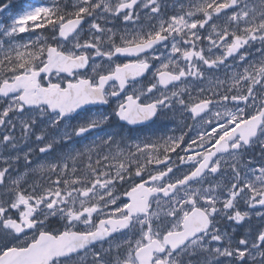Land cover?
<instances>
[{
    "label": "snow or ice",
    "instance_id": "snow-or-ice-1",
    "mask_svg": "<svg viewBox=\"0 0 264 264\" xmlns=\"http://www.w3.org/2000/svg\"><path fill=\"white\" fill-rule=\"evenodd\" d=\"M0 264H264V0H2Z\"/></svg>",
    "mask_w": 264,
    "mask_h": 264
},
{
    "label": "flooded vegetation",
    "instance_id": "flooded-vegetation-1",
    "mask_svg": "<svg viewBox=\"0 0 264 264\" xmlns=\"http://www.w3.org/2000/svg\"><path fill=\"white\" fill-rule=\"evenodd\" d=\"M0 2H2V0H0ZM13 2H15L18 5H20L21 7H23V6H27V5H35L36 6L37 3H44V2H46V0H13ZM2 22L7 24L9 21H7L5 19ZM24 35H26V34H24ZM129 127L132 128V131L131 132L125 131L124 132L125 135L144 136V135H151L153 132L157 131V126L153 125L151 122L143 124V125L129 126Z\"/></svg>",
    "mask_w": 264,
    "mask_h": 264
},
{
    "label": "rangeland",
    "instance_id": "rangeland-1",
    "mask_svg": "<svg viewBox=\"0 0 264 264\" xmlns=\"http://www.w3.org/2000/svg\"><path fill=\"white\" fill-rule=\"evenodd\" d=\"M41 3H37L36 6H39Z\"/></svg>",
    "mask_w": 264,
    "mask_h": 264
}]
</instances>
